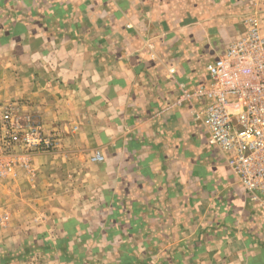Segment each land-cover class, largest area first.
Wrapping results in <instances>:
<instances>
[{
  "label": "crops",
  "instance_id": "1",
  "mask_svg": "<svg viewBox=\"0 0 264 264\" xmlns=\"http://www.w3.org/2000/svg\"><path fill=\"white\" fill-rule=\"evenodd\" d=\"M212 9L0 0V101L20 100L63 135L58 152L32 159L59 172L29 179L43 207L3 206L17 182L0 188V264H264V210L206 144L194 98H181L193 59L245 29L234 15L213 23ZM95 151L103 162H90Z\"/></svg>",
  "mask_w": 264,
  "mask_h": 264
},
{
  "label": "built area",
  "instance_id": "2",
  "mask_svg": "<svg viewBox=\"0 0 264 264\" xmlns=\"http://www.w3.org/2000/svg\"><path fill=\"white\" fill-rule=\"evenodd\" d=\"M258 1L245 29L208 63L205 76L184 96L194 98L193 115L202 122L206 144L225 157L248 200L264 207V0ZM62 137L20 100L1 103L0 177L18 167L27 169L37 154L58 152ZM91 160L103 156L96 151Z\"/></svg>",
  "mask_w": 264,
  "mask_h": 264
},
{
  "label": "rangeland",
  "instance_id": "3",
  "mask_svg": "<svg viewBox=\"0 0 264 264\" xmlns=\"http://www.w3.org/2000/svg\"><path fill=\"white\" fill-rule=\"evenodd\" d=\"M205 1L210 3L212 8H213L210 11L211 12L210 19L212 20L213 23L215 21H218L221 18L225 19V17H227L228 15H232V16L234 15V17L235 16L238 17V21H235V23H234V25L236 27H238V22L241 25L242 24L244 25L245 24V20L250 15L256 13V6H257V3L259 2L258 0H202V2H205ZM226 45H227V43H225V42H220V43L213 42L212 46H211V50H210V55H208V56H206L204 58L193 59V62L196 65L195 68L196 69L198 68L196 70L197 73L193 74V76H194V78H192L193 80H191V79H183L179 83V86L181 88V96H182L181 98L184 99L185 98L184 92L185 91L186 92L192 91L193 87L200 81L201 78H203L205 76L208 63L210 61H212L217 55H219L224 50ZM198 46H199V44H198ZM208 52H206L205 54H207ZM170 73H174V69H173V72H170ZM185 99H187V98H185ZM9 101H11V100L0 101V104L4 103V102H9ZM180 102H181L180 100L177 101L178 104H180ZM193 117H194V119H197V118H195L194 115H193ZM91 156L89 157L90 162L99 163V162H103L104 161V156L103 155H102L103 156V160L102 161H92L91 160ZM33 157L30 159L29 166H28L27 169L18 167V168H16L14 170L13 173H10L6 177H0V188L2 186H4L3 184H5L6 182H8V183L10 181L11 182L14 181V183L17 182V185L15 186V188L9 187V186H12L11 184H9L6 187V189H8V190L14 189L16 196H15V194H13L10 197L9 201L4 203L3 206H7L10 209H16V210H21L22 209V212H24L23 210H25V209L27 210V209H30V208H33V207H36V209H37V207H40V208L43 207L41 204L38 203L39 201H41L43 199V197L41 196L42 193L41 192L37 193V190H35V188H33V186H32V188H29L30 187L29 179L32 178L31 176L34 173L38 174V172H39V176H35L36 177L35 181H37V183L36 182L35 183L39 184V185H45V184H47L49 182V180H51V178L52 179H57L59 177V172L57 170L49 171V170H52V169H50L49 166H47L46 169H43L41 167L37 169L35 167L34 163L32 162L33 161L32 160ZM45 164H47V163L44 161V162L41 163L40 166H43ZM53 173H54V175H52ZM25 183L27 185L26 189L23 188V190H22L21 186L23 184H25ZM27 188H29L28 189L29 193L26 192ZM0 191H1V189H0ZM8 195H9V193H8ZM255 205L259 209L264 210L263 206H259L257 204H255ZM5 216L6 217L8 216V214H6V212H4L0 216V223H3L2 225H7L8 222H10L9 218L8 217L5 218Z\"/></svg>",
  "mask_w": 264,
  "mask_h": 264
}]
</instances>
